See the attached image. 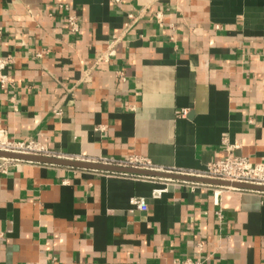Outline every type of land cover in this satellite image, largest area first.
<instances>
[{"label":"crops","instance_id":"crops-1","mask_svg":"<svg viewBox=\"0 0 264 264\" xmlns=\"http://www.w3.org/2000/svg\"><path fill=\"white\" fill-rule=\"evenodd\" d=\"M0 31L11 139L173 173L203 171L230 145L264 162V0H0ZM187 258L264 264V192L0 159V264Z\"/></svg>","mask_w":264,"mask_h":264},{"label":"built area","instance_id":"built-area-1","mask_svg":"<svg viewBox=\"0 0 264 264\" xmlns=\"http://www.w3.org/2000/svg\"><path fill=\"white\" fill-rule=\"evenodd\" d=\"M63 7V6H62ZM130 20L134 21L135 16L130 15ZM70 30L72 32H78L80 30L79 22L75 16L68 17ZM128 26L130 23L127 24ZM1 33V31H0ZM118 38H115L112 42L113 45L107 51L106 55L103 56L102 60H107L108 57L115 55L116 50L114 45ZM9 65V60L0 58V85L5 88L9 83V77L6 74V69ZM121 76L124 75L123 72H119ZM235 145H230L227 147V155L218 161L210 163L207 168L203 171L197 173H190V175H195L198 177L217 179L229 182H239L246 184L264 185V162L252 163L247 157L239 156L235 154ZM0 151L21 153V154H35V155H50L48 148L36 141V140H17L8 137L5 130L0 129ZM3 162H19L17 159L0 158ZM119 166H132L137 168L149 169L150 163L146 159L140 158H130L126 161L117 163ZM116 164V165H117ZM5 171V168L3 169ZM195 184V183H192ZM198 184V183H197ZM220 189H235L243 191H253L246 189H239L235 187L217 186ZM161 191L155 190L154 197L160 196ZM132 204L135 208L141 211L148 210V204L145 198L136 197L132 199ZM217 216L222 218V211L219 209L217 211ZM199 248H202V244H199ZM33 264H49L43 262H35ZM173 264H204L201 258L192 259H176Z\"/></svg>","mask_w":264,"mask_h":264},{"label":"water","instance_id":"water-1","mask_svg":"<svg viewBox=\"0 0 264 264\" xmlns=\"http://www.w3.org/2000/svg\"><path fill=\"white\" fill-rule=\"evenodd\" d=\"M0 158L17 159L22 161H32L38 163L55 164V165L85 168V169H95L99 171H109V172L125 173V174L139 175V176L168 178L178 181L203 183V184H210L215 186L235 187L239 189L264 192V185L229 182V181H223L217 179L198 177L187 173H173L169 171H158L153 169H144V168H137L132 166H119L116 164H109L104 162L84 161V160H78L72 158L57 157L52 155L21 154V153L0 151Z\"/></svg>","mask_w":264,"mask_h":264}]
</instances>
